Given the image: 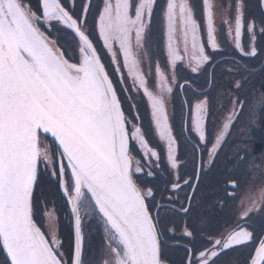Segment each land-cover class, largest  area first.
I'll return each instance as SVG.
<instances>
[{
    "label": "snow or ice",
    "instance_id": "1",
    "mask_svg": "<svg viewBox=\"0 0 264 264\" xmlns=\"http://www.w3.org/2000/svg\"><path fill=\"white\" fill-rule=\"evenodd\" d=\"M256 124L264 0H0V264H264Z\"/></svg>",
    "mask_w": 264,
    "mask_h": 264
},
{
    "label": "trees",
    "instance_id": "2",
    "mask_svg": "<svg viewBox=\"0 0 264 264\" xmlns=\"http://www.w3.org/2000/svg\"><path fill=\"white\" fill-rule=\"evenodd\" d=\"M253 99L258 102V93ZM240 130L243 131V133H240ZM236 134H238V136ZM244 137L247 139L248 143H241V141H244ZM232 140L236 141V144H242L243 148L241 149H247L251 153V159L254 161V163L249 166V171L252 173L251 178L257 176L261 177L262 174L260 170H264V124L237 126L232 131ZM257 157H259L260 160L258 163H255ZM259 177H257L255 183H264ZM224 179L227 180L228 177ZM243 184L244 183L241 185L243 186Z\"/></svg>",
    "mask_w": 264,
    "mask_h": 264
},
{
    "label": "flooded vegetation",
    "instance_id": "3",
    "mask_svg": "<svg viewBox=\"0 0 264 264\" xmlns=\"http://www.w3.org/2000/svg\"><path fill=\"white\" fill-rule=\"evenodd\" d=\"M260 172L261 174H263L264 170H260ZM262 180L264 181V178ZM251 189L254 190V192L251 191ZM263 189L264 183H261L260 185L254 183V185L251 186V178H248L247 183H244L243 186L241 185L238 191L234 193V195L238 197V199L233 201L234 206L237 209H242L243 207L248 206L251 202L254 201V199H256L257 193ZM259 207L260 206H257V208Z\"/></svg>",
    "mask_w": 264,
    "mask_h": 264
},
{
    "label": "rangeland",
    "instance_id": "4",
    "mask_svg": "<svg viewBox=\"0 0 264 264\" xmlns=\"http://www.w3.org/2000/svg\"><path fill=\"white\" fill-rule=\"evenodd\" d=\"M218 2H219V0H218ZM219 23H220V21H219V19L217 20V24L219 25ZM257 95V93L254 95V96H256ZM240 133H243V131H239ZM237 136H238V134H236ZM239 140V139H238ZM244 141H247V139L244 137V139H243ZM237 146L239 147V148H243V145L242 144H237ZM257 177H259V176H257ZM257 177H252L251 178V186L252 185H254V183H255V181H256V179H257ZM260 178V180H262L263 178H264V173L261 175V177H259ZM256 184V183H255ZM261 184V183H260ZM259 184V185H260ZM256 189V188H255ZM251 191H253L254 192V190H252L251 189ZM256 191V190H255ZM254 201L256 202V204H257V206H261V203H264V189L263 190H260V192H258L257 193V197H256V199H254Z\"/></svg>",
    "mask_w": 264,
    "mask_h": 264
}]
</instances>
